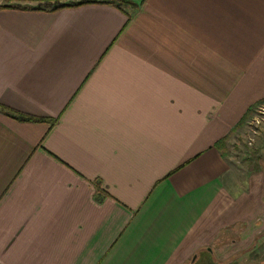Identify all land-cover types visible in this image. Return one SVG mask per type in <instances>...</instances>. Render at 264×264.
I'll return each instance as SVG.
<instances>
[{
  "label": "crops",
  "instance_id": "crops-1",
  "mask_svg": "<svg viewBox=\"0 0 264 264\" xmlns=\"http://www.w3.org/2000/svg\"><path fill=\"white\" fill-rule=\"evenodd\" d=\"M119 1L0 0V264H186L247 220L216 144L264 97V0Z\"/></svg>",
  "mask_w": 264,
  "mask_h": 264
},
{
  "label": "rangeland",
  "instance_id": "rangeland-1",
  "mask_svg": "<svg viewBox=\"0 0 264 264\" xmlns=\"http://www.w3.org/2000/svg\"><path fill=\"white\" fill-rule=\"evenodd\" d=\"M261 100L264 101V97L223 138L224 145L220 150L230 163L231 178L225 179V182L234 194L242 197L252 191L251 196L246 198L249 199L250 209L247 215L243 213L247 220L221 231L217 241L199 250L198 255H193L186 264H202L207 258L217 264H264V194L262 200L258 190L260 185L264 186V102ZM248 228L253 243L247 237ZM233 240L241 241L240 245L233 247Z\"/></svg>",
  "mask_w": 264,
  "mask_h": 264
},
{
  "label": "trees",
  "instance_id": "trees-1",
  "mask_svg": "<svg viewBox=\"0 0 264 264\" xmlns=\"http://www.w3.org/2000/svg\"><path fill=\"white\" fill-rule=\"evenodd\" d=\"M38 5L35 7L36 9H47V10H58L61 8H66V7H72V6H79L87 3H93V2H109V3H114L117 5H122V3L119 0H38ZM3 7H11V5H3ZM260 102H264L261 100ZM19 118L24 121H47L45 118H39V117H34L30 115H25L19 113ZM221 139L216 146L222 150L223 145H224V140Z\"/></svg>",
  "mask_w": 264,
  "mask_h": 264
}]
</instances>
